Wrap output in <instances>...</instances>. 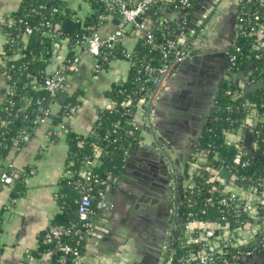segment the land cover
I'll use <instances>...</instances> for the list:
<instances>
[{"label": "crops", "instance_id": "0c3cea01", "mask_svg": "<svg viewBox=\"0 0 264 264\" xmlns=\"http://www.w3.org/2000/svg\"><path fill=\"white\" fill-rule=\"evenodd\" d=\"M238 1H198L191 14L193 26L189 28V38L185 35L179 38L180 42H193V54L171 65L147 116L142 113L145 110L142 103L137 102L133 118L138 127H142L141 138L130 147L120 171L102 182V202L92 206L91 227L82 238L78 264H164L163 252L170 230L175 226L172 188L176 179L178 186L181 184L183 188L184 181L179 180L183 167H191L189 158L193 146L225 77L223 60L227 58V48L237 26ZM20 2L0 0V106L3 90L7 87L3 72L6 34L1 23ZM64 2L70 11L67 19L74 20L76 30L78 23L83 24L88 15L89 4L86 0ZM169 15L173 17L175 13ZM144 21L146 27L154 26L151 15L146 14ZM117 23V15H109L94 31L105 36ZM138 34V29L127 28L119 41L123 51H131ZM70 49L78 55L77 69L66 74L59 93H65L64 99H67L76 90L81 91L75 94L73 110L57 122L51 116L46 117L33 128L22 145L14 146L6 156L7 163L22 171L25 188L21 195L10 197L8 187L0 186V264H49V254H38L36 249L40 234L52 224L61 209L58 202L61 179L69 174L66 170L69 148L66 130L90 132L100 112L113 105L112 90L127 76L130 68L131 61L125 55L112 56L103 64L99 63L96 55L73 44L67 34L48 60L46 72H53ZM234 78L239 85H247L242 71L235 73ZM59 93L58 100L50 103L51 113H56L64 100ZM249 121L252 118H248L245 128L229 133L228 140L236 141L245 151L254 153L256 144L248 133L251 131ZM99 154L100 150H96L94 160L85 163L81 174L89 172ZM217 163L206 169L209 178L221 189L230 179L225 181L219 175ZM243 181L236 191L241 195L239 201L252 203L255 207L248 211V219L220 228L218 237L224 240L250 241L254 239L251 238L253 235L264 231V204L260 203L264 198V187L257 182ZM260 249L253 253L260 256L263 249L264 255V243ZM254 264H264V259H258Z\"/></svg>", "mask_w": 264, "mask_h": 264}, {"label": "trees", "instance_id": "16d2710c", "mask_svg": "<svg viewBox=\"0 0 264 264\" xmlns=\"http://www.w3.org/2000/svg\"><path fill=\"white\" fill-rule=\"evenodd\" d=\"M86 1L89 4L88 15L83 24L78 23L74 32H65L59 26L62 20L70 17L64 0H21L19 7L9 13L13 21L9 25L1 23L7 35L3 52L6 58L3 72L7 87L3 90L4 97L0 106V186L8 187L10 197L21 195L25 188L22 171L6 162L10 150L25 142L23 132L30 135L40 123L45 110L48 109L46 116H51L57 122L75 104V94L81 92L76 90L61 102L56 113H51L50 103L58 100L57 95L61 89L51 94L42 84L50 74L46 72V66L55 52L53 42L67 34L71 39L88 36L104 21L100 17L105 12L101 0ZM198 1L188 0L187 4L179 0L154 2L147 12L154 22L149 30L151 38L147 37V32L139 31L131 49V64L127 76L112 90L113 105L100 112L96 125L90 132L84 134L66 130L69 144L66 170L69 174L61 179L58 196L61 209L53 218L52 224L77 226L76 207L81 190L85 189L90 194L93 206L101 199L102 182L108 176L116 175L126 162L130 147L142 134V127H134L131 121L137 109V100L147 96L150 82L146 78L154 74L146 68L171 60L172 54L165 58L159 47L167 39L178 41L182 35L189 38L188 31L193 26L191 14ZM171 12L175 13L173 17L169 15ZM255 14L259 15L258 19H254ZM236 15L237 26L227 48L225 66L228 77L221 80L213 106L202 125L189 160H194L200 150L206 152V157L203 161L198 160V167L193 170L188 165L183 167L184 185L181 191L177 179L174 185L175 195L171 202L175 226L170 230L167 249L163 252L165 256L171 255V261L167 263L164 259V264H200L198 255L201 247L218 255L208 264H225V261L238 264L245 252L255 251L264 241V231L239 245L232 244L233 241H223L218 233L202 239L207 227L192 221H213L220 229V224L224 221L234 225L236 221H244L250 217L249 212L243 210L238 202L232 204L224 200L229 192L215 186L207 173L208 166L222 162L247 182L256 183L264 179V86L246 91L245 86L239 85L234 78L235 73L255 62L246 75L247 84L264 81V0H239ZM239 17L243 20H238ZM19 18L21 21H18ZM47 21L51 26L46 27ZM26 26L31 27L30 33L25 32ZM178 47L181 44L176 48ZM73 55L74 51L70 49L66 58L71 59ZM123 55L122 46L117 43L111 47H102L101 53L96 56L97 61L103 64L107 58ZM231 55L234 56L233 59H230ZM127 98L131 100L124 104L123 101ZM248 118H252L247 124L256 144L254 153L245 151L238 142L228 140V134L246 126ZM96 150H100V154L96 162H92L89 172H86L89 176L86 178L80 171L86 162L94 160ZM240 151L241 160H247V164L233 161ZM2 172L11 175V182L5 184L1 181ZM262 209L264 210V205ZM254 211L259 213L256 209ZM262 223L264 225V212ZM47 229L38 238L36 253L49 254V264H60L58 258L64 255L59 250L58 243L82 247V239H77L73 234L63 235L60 240H44ZM224 243L226 245L222 246ZM64 256L69 262L73 259L71 253Z\"/></svg>", "mask_w": 264, "mask_h": 264}, {"label": "built area", "instance_id": "2783aa9c", "mask_svg": "<svg viewBox=\"0 0 264 264\" xmlns=\"http://www.w3.org/2000/svg\"><path fill=\"white\" fill-rule=\"evenodd\" d=\"M156 1H162V0H137L136 2H131L130 0H101V2L103 3V6H104L105 12H103L100 17L103 21V20L107 19V17L109 15H113V14L117 15L118 23H117L115 29L113 31L109 32L108 34H106L105 36H100L99 34H97L93 30V32L90 35L85 36L83 38H82V36L78 37V38H74V39H71V37H70V41L73 44L83 46L85 51H87L93 55H99L101 53L102 47H104V46L111 47V46L119 43L120 38L127 31L128 27L136 28V29H138V31L147 32V37L151 38V33L149 32V30H151L152 27L151 28L146 27L147 25L144 21V16L147 14L151 5ZM179 1L181 3H184V4L188 3V0H179ZM258 18H259V15L255 14L254 19H258ZM138 19H140V21H138ZM238 20L241 21L243 19L241 17H239ZM12 21L13 20L11 19V15L7 14V16L2 20V23L9 25V23H11ZM18 21H21V18H19ZM49 26H51V23L47 21L46 27H49ZM25 32L30 33L31 27L26 26ZM184 37H187V36H184ZM6 40H7V35H6ZM60 41H61V39L55 40L53 42V46L55 48H57L59 46ZM179 44H181V47L176 48ZM192 45H193V42H190V41L187 43L180 42L179 38H178V41H175L173 39H167L164 44L159 45L160 51L162 52V55L165 58H167L170 54H172V58L169 62L162 63L156 67H153V68H146V70H148V71H150V73H154V74H152L150 77L146 78V80H148L150 82V87L148 89L147 96L146 97H140L137 100V102L142 103V106L145 109L144 111H142L143 114L146 113V116H147V112H148L151 104L158 97V92H159V89L161 87V84L167 78V75L170 72L171 65L173 63L180 62V61L186 59L187 57H189L193 54V46ZM236 49L238 50L239 47L237 46ZM124 55L128 59H130V61H131V51H124ZM233 57L234 56L231 55L230 59H233ZM77 63H78V55L77 54H74L71 59L65 58V60L53 72H51L48 76H46V78L44 79V82L42 84L43 87H45V89L51 94L58 92L62 88L66 74L68 72H72V71H75L77 69ZM225 77H228L227 73L225 74ZM130 100H131L130 98L124 99L123 103L127 104V103H129ZM72 110H73V107H70L69 111H72ZM44 113H45L44 116L40 118V122H42L46 119V117H47L46 115L48 114V109L45 110ZM131 123L134 127L138 126L134 119L131 121ZM28 137H29V135L27 133L23 132V134H22L23 140L26 141L28 139ZM195 157L196 158L194 160L190 161V163H189L191 166L189 168L190 170H193V169L198 167V160H200V158H202V157L205 159L206 152L203 150H200L197 153V156H195ZM233 161L235 163L241 162L242 164L248 163L247 160H241V151L236 154V156L233 158ZM81 175L85 176L86 178H89V176L86 173H82ZM237 177L240 179H243L239 176H237ZM11 180H12V177L10 174H8L6 172L1 173V181L3 183L7 184V183L11 182ZM257 183L264 187V179H260V181H258ZM101 193L102 192H100V194ZM174 195H175V190H174V186H173L171 196L173 197ZM235 195H236L235 192H229V194L226 196V198L224 197V200H228L231 203H234V202L237 203L238 202L241 205L242 209L246 210V211H250V210H252L253 207H255V205L252 203H241L236 198ZM209 199L210 198H208V200ZM101 202H102V200L100 199L97 201V204H100ZM92 209L93 208H92V204H91L90 194L87 193L85 191V189L81 190V195H80V198L78 199V203H77V207H76V211H77L76 224H77V226H75V224L70 225V226L60 225V224H51L48 227L47 232L45 233L44 240H48V239H52V238H56V240H60V238L63 235H69V234L76 235L77 239H79V240L82 239L85 231L91 227L90 218H91ZM172 214L174 215L173 211H172ZM192 221H193V223L198 225L199 220L194 219ZM224 222H226V221H224ZM173 224H174V222H173ZM186 226H188V225L186 224ZM218 228H219V225L205 228L204 235L202 236V239H203V237L213 236V235L219 233L220 229H218ZM223 241H230V240L225 239ZM263 243H264V241H263ZM263 243L261 245H263ZM57 245H58L59 250H61L64 253V255L69 254V253H71L73 255V259L71 260V262H69L64 255L60 256L58 258V261L60 264H78L79 263V261L81 259V248H79L77 246H72V245L65 243V242L58 243ZM225 245H226V243H224L222 246H225ZM166 249L167 248L165 247L164 251H166ZM252 252L247 251V252H245L244 256L251 254ZM216 257H218V255H216L213 251H209V250L205 249V247H201L200 253L198 255V261L200 264H208V263H211L212 261H214ZM164 259L167 260V263H168L169 261H171V255L167 254L165 256V254H164ZM225 264H232V263L229 261H225Z\"/></svg>", "mask_w": 264, "mask_h": 264}, {"label": "water", "instance_id": "95a60500", "mask_svg": "<svg viewBox=\"0 0 264 264\" xmlns=\"http://www.w3.org/2000/svg\"><path fill=\"white\" fill-rule=\"evenodd\" d=\"M138 21H140V19H138ZM60 27H61V29L62 30H64V31H66V32H74V30H75V22H74V20H72V19H64L61 23H60V25H59ZM188 58V57H187ZM186 58V59H187ZM223 64H224V69L226 68V60L224 59L223 60ZM255 64V62H253V63H251L248 67H246L242 72L245 74V75H247V73H248V71H249V69L253 66ZM226 71H227V69H226ZM246 84H247V82H245ZM262 86H264V81H256V82H254V83H252V84H250V85H245V90L246 91H251V90H255V89H257V88H259V87H262ZM219 88H220V85L218 86V89H217V93H218V90H219ZM59 97L61 98V99H64L65 97H66V94L65 93H59ZM248 133H251V131L249 130L248 131ZM131 147H133V145L131 146ZM186 158H188V156H186ZM217 167H219L220 168V170H219V175L225 180V181H227L228 179H230V181L228 182H225V184H223V186H222V190L223 191H225V192H235V196H236V198L239 200L240 198H241V195L240 194H238L236 191H238L239 190V186H241L243 183H244V181H243V179H240V178H238L237 177V175H236V173H232L226 166H223V164L220 162V163H217ZM179 180L181 181L182 180V178L180 177L179 178ZM230 184V185H229ZM215 186L217 187V182L215 183ZM178 188H179V191H181L182 190V185L181 184H179V186H178ZM263 197H264V194H263ZM264 199V198H263ZM263 199H261L260 200V203L261 204H264V200ZM250 200V202H254V201H252L251 199H248V201ZM232 204H235V202L234 203H232ZM76 214H77V211H76ZM198 225L199 226H205V227H213V226H217V223L215 222H213V221H209V222H206V221H199L198 222ZM229 225V222L228 221H226V222H222L221 224H220V226L221 227H223V226H228ZM251 238H254V235L251 237ZM250 238V239H251ZM225 239H227V238H225ZM248 240L249 239H245V240H243V241H236V242H234L233 241V243L232 244H234V245H239V244H244V243H246V242H248ZM262 246L263 245H261V246H259L257 249H256V251L257 250H259L260 248H262ZM261 250V249H260ZM253 252H255V251H253ZM251 253V254H248V255H246V256H244V258H243V260L240 262V264H244L246 261H248L250 264H254V262L256 261V260H258V259H264V255H263V249H262V254H260L259 253V255L260 256H258V255H256V254H254V253Z\"/></svg>", "mask_w": 264, "mask_h": 264}, {"label": "flooded vegetation", "instance_id": "af4514ba", "mask_svg": "<svg viewBox=\"0 0 264 264\" xmlns=\"http://www.w3.org/2000/svg\"><path fill=\"white\" fill-rule=\"evenodd\" d=\"M209 113H210V111H209ZM209 113H208V114H209ZM208 114H207V115H208Z\"/></svg>", "mask_w": 264, "mask_h": 264}]
</instances>
